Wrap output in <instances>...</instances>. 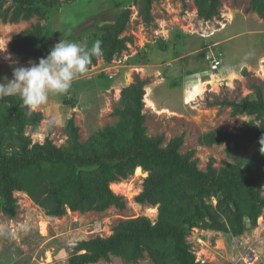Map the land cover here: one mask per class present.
I'll list each match as a JSON object with an SVG mask.
<instances>
[{"label":"rangeland","instance_id":"1","mask_svg":"<svg viewBox=\"0 0 264 264\" xmlns=\"http://www.w3.org/2000/svg\"><path fill=\"white\" fill-rule=\"evenodd\" d=\"M127 1L75 0L44 21L34 18L13 24L0 19L2 80L11 78L13 61L17 66H29L11 52L10 44L14 36L33 25L40 23L51 32L55 44L62 39L84 47L103 25L118 20L122 9L116 7L117 2L127 4L131 12L121 37H133V44L128 43V49L110 63L98 57L97 64L79 76L67 94L51 96L47 104L32 111L42 113L43 120L36 131L28 127L25 136L33 144L51 140L68 149L72 145L68 127L74 119L80 143H88L98 132L118 123L115 109L121 105L122 90L138 77L146 82L143 113L148 137L163 136L166 147L183 136L181 154L193 152L192 159L201 170L210 164L220 168L224 162L247 160L254 146L239 137L213 147L201 144L200 138L216 130L236 135L237 128L255 120L253 116H233L232 107L226 105L253 96L256 86L264 93V19L254 12L251 0H221L220 16L211 21L199 17L194 0H155L151 23L144 22L138 6ZM163 43L170 45L167 50ZM212 60L220 61L221 66L213 70ZM201 84L204 90L197 96L195 88ZM140 170L116 183L122 188L110 185L112 192L122 197L126 210L111 207L86 214L68 210L62 218H50L27 194L16 192L14 218L0 207V264H70L81 241L108 238L122 221L147 217L155 223L159 207L135 200L148 177ZM212 202L216 207L217 200ZM187 241L202 263L264 264V213L257 226L242 236L193 229ZM94 264L134 263L115 256ZM137 264L155 262L146 255Z\"/></svg>","mask_w":264,"mask_h":264},{"label":"trees","instance_id":"2","mask_svg":"<svg viewBox=\"0 0 264 264\" xmlns=\"http://www.w3.org/2000/svg\"><path fill=\"white\" fill-rule=\"evenodd\" d=\"M75 0H0V19L17 24L38 18L44 21L63 5ZM155 0H128L139 8V16L151 23ZM199 17L211 21L220 16L221 0H194ZM5 5H8L5 7ZM118 20L103 25L84 47L101 41L102 57L110 63L133 44V37H121L131 20L127 4ZM251 7L264 19V0H251ZM55 40L40 23L13 37L11 52L23 63L47 56ZM165 49L169 44L163 43ZM100 57V56H99ZM93 57L88 69L97 64ZM138 77L122 90L120 106L115 109L119 121L80 143L75 120L69 122L71 147L59 148L51 140L35 143L25 130L36 131L42 113L29 112L19 96L0 98V207L9 218L16 216V192L27 194L50 218H62L68 210L82 214L102 213L111 207L126 210L122 197L110 189L112 183L126 180L135 170L148 173L143 191L136 197L140 205L159 207L158 220L147 217L120 222L108 238L81 241L70 264L109 262L120 257L137 264L150 256L155 264H207L197 261L187 237L193 229L242 236L257 226L264 213V93L256 86L255 94L240 102H228L233 116H253V122L237 128L232 135L216 130L200 138L209 147L222 145L238 137L252 144L247 160L212 164L201 170L193 152L181 154L184 137L173 139L166 147L163 136L150 138L143 113L144 86ZM259 121V124L256 122ZM228 152L231 150L228 148ZM217 200V206L212 199ZM86 253L78 255L79 252Z\"/></svg>","mask_w":264,"mask_h":264},{"label":"clouds","instance_id":"3","mask_svg":"<svg viewBox=\"0 0 264 264\" xmlns=\"http://www.w3.org/2000/svg\"><path fill=\"white\" fill-rule=\"evenodd\" d=\"M101 55L99 40L88 48L61 39L38 63L29 61V66H17L18 62L13 61L11 78L4 76L0 80V98L19 96L22 106L34 111L47 104L51 96L67 94L73 82L88 71L92 58ZM259 143L260 150H264V136Z\"/></svg>","mask_w":264,"mask_h":264},{"label":"bare ground","instance_id":"4","mask_svg":"<svg viewBox=\"0 0 264 264\" xmlns=\"http://www.w3.org/2000/svg\"><path fill=\"white\" fill-rule=\"evenodd\" d=\"M204 86H205V85H203L202 87H199L198 89H196V93H195V95H197V96L200 95V94L202 93V91L204 90ZM146 98H147V97H146ZM189 100H190L189 102L192 101V99H189ZM148 101L150 102V100L147 99V103L149 104ZM150 103H151V102H150ZM140 169L142 170V168H139V169L137 168V171L140 170ZM141 170H140V171H141ZM116 186H118L117 188H119V187L122 188V187H123L122 184L119 185V184L114 183L113 186H112V188H115Z\"/></svg>","mask_w":264,"mask_h":264},{"label":"built area","instance_id":"5","mask_svg":"<svg viewBox=\"0 0 264 264\" xmlns=\"http://www.w3.org/2000/svg\"><path fill=\"white\" fill-rule=\"evenodd\" d=\"M211 64H212L211 66H212L213 70L218 69L221 66V62L218 60H212Z\"/></svg>","mask_w":264,"mask_h":264},{"label":"crops","instance_id":"6","mask_svg":"<svg viewBox=\"0 0 264 264\" xmlns=\"http://www.w3.org/2000/svg\"><path fill=\"white\" fill-rule=\"evenodd\" d=\"M204 84H201L199 87H202ZM199 87L195 88V89H198ZM196 91V90H195ZM192 98V97H191ZM190 99V98H189Z\"/></svg>","mask_w":264,"mask_h":264}]
</instances>
